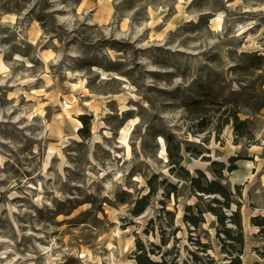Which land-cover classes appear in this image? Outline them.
<instances>
[{"label":"rangeland","instance_id":"1","mask_svg":"<svg viewBox=\"0 0 264 264\" xmlns=\"http://www.w3.org/2000/svg\"><path fill=\"white\" fill-rule=\"evenodd\" d=\"M148 261L264 264V0H0V264Z\"/></svg>","mask_w":264,"mask_h":264},{"label":"trees","instance_id":"2","mask_svg":"<svg viewBox=\"0 0 264 264\" xmlns=\"http://www.w3.org/2000/svg\"><path fill=\"white\" fill-rule=\"evenodd\" d=\"M205 102L202 101V100H195L191 103H188L185 105V108L187 109V111H189L190 113H193V114H200L202 113V110H203V106H204ZM233 116V122L235 124V128L237 127L236 123L238 122V118L236 115H232ZM168 149V148H167ZM168 153H169V149H168ZM196 181V180H195ZM212 185V183H211ZM224 196V194H222ZM148 264H158V263H153V262H150L148 261Z\"/></svg>","mask_w":264,"mask_h":264},{"label":"bare ground","instance_id":"3","mask_svg":"<svg viewBox=\"0 0 264 264\" xmlns=\"http://www.w3.org/2000/svg\"><path fill=\"white\" fill-rule=\"evenodd\" d=\"M221 19H222L221 15L218 14V15L215 17V20H213V23L215 24L216 27H219V26L221 25ZM126 135H127V131L124 130V129H122V131H121V136H120V140L123 141L124 143H126ZM126 147L128 148V145H127V144H126ZM160 149H161V152H162V153L165 152V151H164V149H165V145H164V143H162V141H161V143H160Z\"/></svg>","mask_w":264,"mask_h":264}]
</instances>
